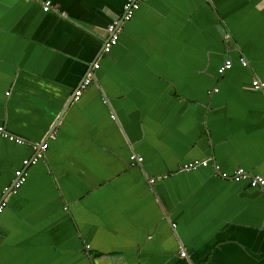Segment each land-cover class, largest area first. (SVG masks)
<instances>
[{
    "label": "crops",
    "instance_id": "obj_1",
    "mask_svg": "<svg viewBox=\"0 0 264 264\" xmlns=\"http://www.w3.org/2000/svg\"><path fill=\"white\" fill-rule=\"evenodd\" d=\"M48 1L0 0V264H264V1L143 0L108 52L124 0Z\"/></svg>",
    "mask_w": 264,
    "mask_h": 264
},
{
    "label": "built area",
    "instance_id": "obj_2",
    "mask_svg": "<svg viewBox=\"0 0 264 264\" xmlns=\"http://www.w3.org/2000/svg\"><path fill=\"white\" fill-rule=\"evenodd\" d=\"M40 3H42V9L44 11H47L51 8V3L48 0H37ZM143 0H124L123 6H122V14L119 18L112 20L110 23L107 24L106 29L108 32V37L104 40L102 49L105 52H108L109 49L117 42L118 34H119V25L121 22L126 21L130 19L134 12L138 9L140 3ZM264 1V0H263ZM240 62L242 65H246V60L244 58H240ZM94 67L98 66V63L93 64ZM232 66V61L230 59H225L223 63L217 68V72L219 74H222L224 71L229 69ZM91 73H87L84 80L79 84V86L75 89L74 96L78 97L81 93L82 89L89 84L91 81ZM250 85L253 89H259L264 91V81L259 80L257 78H253L250 82ZM56 130V129H55ZM53 130V131H55ZM0 136L4 137L6 139L12 140L16 143H23L25 140L19 136H16L9 131H7L3 126L0 125ZM55 136V133H50L47 137L40 141H31L30 147L32 150L31 156L23 158L21 161V167L16 168L14 170V181L12 183V186L8 190V192L16 193L18 188L25 182L27 177V172L25 166H27L30 163H34L40 158L44 156L45 150L47 148V139L53 138ZM130 161L133 162H140L142 160V157L139 155L131 154L129 156ZM206 161L203 160L202 164H205ZM199 162L193 161L188 162L183 165L184 168H192L195 167ZM232 178L235 181L244 180L246 179L249 182V185L251 186H258L261 187L264 190V177L260 174H253L249 173L242 167H237L233 170ZM154 179H151L153 181ZM5 203L4 201H0V212L3 210ZM180 255L184 256L185 251H180Z\"/></svg>",
    "mask_w": 264,
    "mask_h": 264
}]
</instances>
